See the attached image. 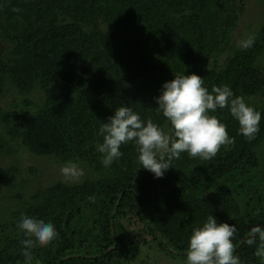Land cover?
Segmentation results:
<instances>
[{"label": "trees", "instance_id": "trees-1", "mask_svg": "<svg viewBox=\"0 0 264 264\" xmlns=\"http://www.w3.org/2000/svg\"><path fill=\"white\" fill-rule=\"evenodd\" d=\"M242 8L239 0H0V39L8 44L6 53L0 44V95L6 82L22 95L37 83L44 92L40 103L25 99L26 111H2L5 131L35 155L81 161L88 173L24 199L12 214L13 236L1 239L0 264L24 259L16 227L22 214L51 221L59 233L45 264H125L147 241L186 262L192 229L209 215L236 225L242 264H264L254 255L257 245L244 242L252 227L264 225V151L257 154L264 150V19L252 48L233 49L228 41ZM192 73L209 91L226 84L261 111L256 138L238 134L228 109H218L212 114L235 144L213 159L184 153L155 179L128 143L104 167L96 151L101 123L123 104L170 132L155 98L164 82ZM9 144L0 137V158L13 151ZM16 172L5 168L1 185H13ZM87 210L94 219L78 237L72 214Z\"/></svg>", "mask_w": 264, "mask_h": 264}, {"label": "clouds", "instance_id": "clouds-1", "mask_svg": "<svg viewBox=\"0 0 264 264\" xmlns=\"http://www.w3.org/2000/svg\"><path fill=\"white\" fill-rule=\"evenodd\" d=\"M256 43V36L249 35L239 42L241 49H249ZM156 110L165 118L170 132L154 123L143 120L131 107L121 104L107 122H102L97 136L102 139L96 145L104 167H111L123 153L121 146L133 143L138 153L141 168L162 179L172 168L171 162L187 153L190 158L211 160L222 147L235 144V138L228 133L227 126L215 113L228 109L238 122V134L249 142L260 132L261 111L250 105L243 96H236L230 86H213L211 91L204 86V77L195 73L175 75L161 86V93L155 98ZM68 183L79 182L85 172L79 163L67 161L60 169ZM16 227L23 233L22 255L24 264H32V250L47 246L59 237L54 224L43 218L22 214ZM238 235L235 224L218 222L209 215L200 225L192 229L188 238L186 264H242L236 254L234 241ZM257 245L254 255L264 260V225L250 229L244 241Z\"/></svg>", "mask_w": 264, "mask_h": 264}, {"label": "rangeland", "instance_id": "rangeland-1", "mask_svg": "<svg viewBox=\"0 0 264 264\" xmlns=\"http://www.w3.org/2000/svg\"><path fill=\"white\" fill-rule=\"evenodd\" d=\"M241 1L243 8L242 12L238 13V21L235 28L232 31V40L228 41L229 45L233 46V49L240 47L239 42L246 39L249 35H253L259 29L264 19V0H239ZM0 44L5 47V53L7 52L8 44H5L0 39ZM231 52L227 47L226 52L221 55L220 60L225 58L226 54ZM3 60L5 58L3 57ZM258 65L262 67L264 65V55L258 60ZM44 92L40 85L34 84L30 93L22 95L18 89L14 87L11 82H6L3 93L0 95V116L2 111L16 110L18 112L26 111L27 106L25 99L31 102L40 103L43 100ZM165 131L169 132L165 128ZM35 135L42 136L43 133L37 128L34 131ZM0 137L7 140L13 150L11 153L2 155L0 158V174L8 166H16L18 172L15 175L14 184L10 187H4L0 183V244L1 239L5 235L13 236V232L10 230V223L13 220L12 214L20 212L23 207L24 199L31 194H37L41 190L51 186L55 183H68L61 175V167L65 164L61 162L58 154H51L47 156H37L32 153L28 147H24L20 140H11L10 135L5 131V123L0 117ZM264 149V147H262ZM264 150H259L257 153L259 156ZM79 163L80 167L84 170L85 175L80 181L88 177L87 170L81 161H75ZM257 177V175H256ZM76 183V182H75ZM93 213L87 210L86 213L72 214L71 226L76 230L78 237H82L87 231L85 229L91 227L93 222ZM124 221V218L122 219ZM144 237L143 234L140 235ZM55 241V240H54ZM137 251L128 253L127 256H134L130 261L125 264H186L181 259H174L172 255L161 249L157 243L147 241L141 245H136ZM54 248L52 243L47 246L37 245L32 251V264H45L47 255L53 253ZM17 264H24V259H20Z\"/></svg>", "mask_w": 264, "mask_h": 264}, {"label": "water", "instance_id": "water-1", "mask_svg": "<svg viewBox=\"0 0 264 264\" xmlns=\"http://www.w3.org/2000/svg\"><path fill=\"white\" fill-rule=\"evenodd\" d=\"M119 200V199H118Z\"/></svg>", "mask_w": 264, "mask_h": 264}]
</instances>
